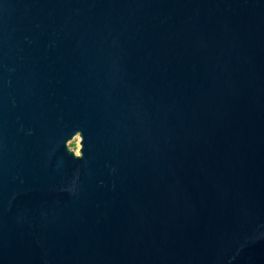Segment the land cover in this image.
Here are the masks:
<instances>
[{
	"label": "water",
	"instance_id": "obj_1",
	"mask_svg": "<svg viewBox=\"0 0 264 264\" xmlns=\"http://www.w3.org/2000/svg\"><path fill=\"white\" fill-rule=\"evenodd\" d=\"M0 264H264V0H0Z\"/></svg>",
	"mask_w": 264,
	"mask_h": 264
},
{
	"label": "rangeland",
	"instance_id": "obj_2",
	"mask_svg": "<svg viewBox=\"0 0 264 264\" xmlns=\"http://www.w3.org/2000/svg\"><path fill=\"white\" fill-rule=\"evenodd\" d=\"M80 142H81V138L79 135H77L76 137H74L71 141H69L68 145L70 148H73L76 153L79 155V152H80V148H81V145H80Z\"/></svg>",
	"mask_w": 264,
	"mask_h": 264
}]
</instances>
